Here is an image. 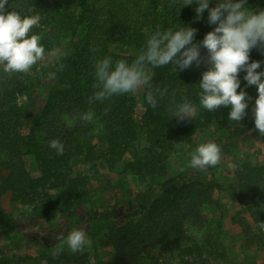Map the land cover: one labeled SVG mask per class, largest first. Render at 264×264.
<instances>
[{
  "label": "trees",
  "instance_id": "obj_1",
  "mask_svg": "<svg viewBox=\"0 0 264 264\" xmlns=\"http://www.w3.org/2000/svg\"><path fill=\"white\" fill-rule=\"evenodd\" d=\"M215 3L216 0H212L210 7ZM184 4L185 0H8V5L22 16L41 15L39 26L32 32L42 37L45 60L59 48L63 53L60 64L64 67L58 70L60 64H57L55 70L45 68L58 78V89L47 94L41 115L35 119L24 116L17 105V97L26 91L28 75H8L0 68V152L5 157L0 168L7 171L0 179V224L5 218L1 200L6 195L16 203L33 205L40 192L50 186L51 189L65 187L70 199L77 197V180H69L65 173L71 161L85 153L84 139L91 136L90 122L80 119L83 113L90 111L104 125L113 163L119 162L140 136L148 137L154 156L158 158L153 162H130L126 166L127 171L140 175L145 171L153 173L159 166L165 145H181L187 140L188 129L179 127L176 117L171 118L168 111L171 105L191 102L197 108L195 124L199 127L209 126L221 112L230 110L229 106L208 112L200 106L198 83L207 70L203 64L199 68L193 64L192 68L177 73L171 65L159 68L149 65L152 84L162 90L166 88L167 92L163 97L157 95L158 106L153 109L147 103L145 89L142 96L145 113L141 118L134 114L133 93L116 95L103 102H88L94 94L97 60L110 57L113 62L126 59L131 63L144 48L149 35L157 29L164 31L174 25H190L198 30L196 42L214 29L215 25L208 23L207 10L203 18L197 20L195 8L198 5ZM247 6L264 9V0H247ZM129 47L137 53L126 51ZM201 52L205 54L206 49ZM252 61H261L257 71H264V51L254 48L250 53ZM32 72L39 75L37 65ZM105 108L109 109L107 113ZM249 117H254L253 110ZM68 118L74 125L72 128L66 122ZM254 126L252 120L251 127ZM53 139L63 143V154L49 147ZM26 156L38 163L39 176H33L27 169ZM87 159L91 169H95L93 153L87 152ZM208 169L214 170V167ZM188 175L200 174L190 166L185 168L180 175L159 185L163 193L144 209L139 220L109 229L108 243L118 262L144 264L150 251L181 246L188 240L185 225L200 221L202 207L213 201L211 185L197 184L186 178ZM236 175L238 194L250 198L261 194L263 207L257 220L259 224L264 221L263 168L241 165ZM22 246L21 242L16 243L13 249ZM5 249V244L0 245L3 258ZM3 258L0 264H39L30 256H18L12 261Z\"/></svg>",
  "mask_w": 264,
  "mask_h": 264
},
{
  "label": "rangeland",
  "instance_id": "obj_2",
  "mask_svg": "<svg viewBox=\"0 0 264 264\" xmlns=\"http://www.w3.org/2000/svg\"><path fill=\"white\" fill-rule=\"evenodd\" d=\"M126 51L137 53L131 47ZM60 57L49 55L40 62L38 76L32 71L26 74V91L17 97L24 116L38 118L47 94L58 89V78L49 79L52 70L49 73L45 68L55 70ZM148 71L152 73L149 67ZM245 75V72L240 74L241 88L238 89L247 91L251 98L245 118L237 124L230 122L229 110L221 112L207 127L195 124L197 115L191 121L178 122L176 118L179 127H187V140L181 142L180 147L165 145L163 158H159L161 162L153 173L145 171L136 175L126 170L130 162H153L158 158L147 136H140L122 159L113 163L104 125L92 116L91 136L84 139L85 153L73 159L65 173L69 180H77L75 199L69 198L65 187L51 189L50 186L40 192L33 205L16 203L7 195L2 198L5 218L0 224V245L5 244L6 255L3 258L4 251L0 250V260L30 256L39 264H122L116 260L108 243L109 229L139 220L144 209L163 193L159 185L189 167L190 154L199 144L214 141L222 145L221 162L214 170L206 169L196 177H186L197 184H210L213 201L202 207L200 221L185 225L188 240L183 245L152 250L144 264H264V230L257 222L263 207L261 194L250 198L236 191L238 166L261 167L264 172V137L255 126L251 127L254 117H249L258 91L256 86L246 87ZM144 90L132 94L137 118L145 113ZM66 122L69 127L74 126L69 118ZM87 152L93 153L95 169L90 167ZM4 159L0 152V163ZM24 159L29 172L39 176L38 163L28 156ZM6 174L7 171L0 168V179ZM73 228L85 230L93 242L91 247L86 246L83 252L76 254L67 248L65 238ZM20 242L23 246L13 249V245ZM57 248H62L63 253L54 259L53 252Z\"/></svg>",
  "mask_w": 264,
  "mask_h": 264
},
{
  "label": "clouds",
  "instance_id": "obj_3",
  "mask_svg": "<svg viewBox=\"0 0 264 264\" xmlns=\"http://www.w3.org/2000/svg\"><path fill=\"white\" fill-rule=\"evenodd\" d=\"M185 0L184 6L197 4L196 19L203 18L208 11L209 25H215L204 39L196 42L197 29L190 25H174L167 30L157 29L149 35L144 48L137 57L129 63L126 59L115 62L110 57L97 60L95 69L94 94L89 98L91 104L103 102L116 95L135 93L146 89L147 103L157 108V95L163 97L167 89H161L152 84V75L148 66L159 68L171 65L177 73L202 64L207 70L202 73L199 85V104L208 112H215L221 107H229L228 119L236 124L247 115V91L241 88L239 74L243 71L246 87L256 86L258 96L253 109L254 124L261 137H264V71L261 61L250 62V53L254 48L264 51V9H251L247 0ZM8 0H0V68L3 72L28 74L33 67L46 59V50L41 43L42 37L33 34L34 27L41 21L39 13L21 15ZM11 8V11H9ZM201 49H206L202 55ZM95 52V49H92ZM56 57L63 55L59 48L51 53ZM63 64L58 70H62ZM49 79L53 74H49ZM109 109L105 108V113ZM178 122L191 121L196 118L197 108L191 102L171 105L168 109ZM92 113L86 112L80 116L85 122H91ZM181 145L177 143V147ZM49 147L63 154L64 145L58 139H53ZM222 145L208 141L199 144L190 154L189 166L194 172H203L209 167L217 166L222 159ZM264 230V221L258 225ZM67 248L73 253L83 252L85 247H91L92 240L82 228H73L67 235ZM63 253L62 248L53 252V258Z\"/></svg>",
  "mask_w": 264,
  "mask_h": 264
}]
</instances>
